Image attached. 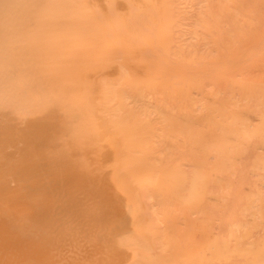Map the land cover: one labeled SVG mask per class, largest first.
Here are the masks:
<instances>
[{"label": "bare ground", "instance_id": "1", "mask_svg": "<svg viewBox=\"0 0 264 264\" xmlns=\"http://www.w3.org/2000/svg\"><path fill=\"white\" fill-rule=\"evenodd\" d=\"M0 131L65 264H264V0H0Z\"/></svg>", "mask_w": 264, "mask_h": 264}, {"label": "rangeland", "instance_id": "2", "mask_svg": "<svg viewBox=\"0 0 264 264\" xmlns=\"http://www.w3.org/2000/svg\"><path fill=\"white\" fill-rule=\"evenodd\" d=\"M61 181L42 156L0 131V264H65L73 208Z\"/></svg>", "mask_w": 264, "mask_h": 264}]
</instances>
